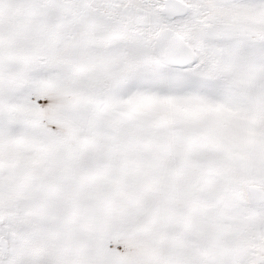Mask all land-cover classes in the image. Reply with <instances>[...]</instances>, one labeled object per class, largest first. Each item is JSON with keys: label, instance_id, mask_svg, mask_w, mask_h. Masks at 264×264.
<instances>
[{"label": "snow or ice", "instance_id": "snow-or-ice-1", "mask_svg": "<svg viewBox=\"0 0 264 264\" xmlns=\"http://www.w3.org/2000/svg\"><path fill=\"white\" fill-rule=\"evenodd\" d=\"M0 264H264V0H0Z\"/></svg>", "mask_w": 264, "mask_h": 264}]
</instances>
